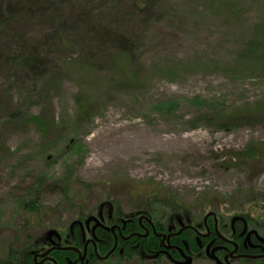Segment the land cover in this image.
<instances>
[{"label":"rangeland","instance_id":"1","mask_svg":"<svg viewBox=\"0 0 264 264\" xmlns=\"http://www.w3.org/2000/svg\"><path fill=\"white\" fill-rule=\"evenodd\" d=\"M73 1L108 5L103 18L138 49L114 73L110 54L81 46L69 57L42 21L0 39V246L32 242L105 201L128 213L181 205L196 221L214 211L264 222V163L237 159L264 143V116L221 126L237 108H264V0H165L146 16L132 0ZM39 42L41 77L7 62L6 51ZM33 199L38 212L24 208Z\"/></svg>","mask_w":264,"mask_h":264},{"label":"flooded vegetation","instance_id":"2","mask_svg":"<svg viewBox=\"0 0 264 264\" xmlns=\"http://www.w3.org/2000/svg\"><path fill=\"white\" fill-rule=\"evenodd\" d=\"M157 211L146 206L128 213L114 201L102 202L96 213L54 224L32 242L0 246V264H179L185 260L180 249L194 260L206 256L216 264V257L231 264H264L263 221L243 214L225 219L214 211L216 216L205 219L208 212L200 221L168 220V211Z\"/></svg>","mask_w":264,"mask_h":264},{"label":"trees","instance_id":"3","mask_svg":"<svg viewBox=\"0 0 264 264\" xmlns=\"http://www.w3.org/2000/svg\"><path fill=\"white\" fill-rule=\"evenodd\" d=\"M165 0H132V7L136 13L146 16L153 9L161 5ZM73 0H0V39L10 37V32H17V26L25 22H45L50 30L47 32V37L56 41L57 44L63 46L68 56L76 55L79 47L85 48L87 54L93 58L100 59L97 55H107V61H111L112 71L114 73H123L119 67L122 58L132 59L133 53L138 49L135 36L122 28L108 23L101 14H103L108 5L105 4L101 9L92 5H80L73 7ZM111 16V15H110ZM112 18L111 20H114ZM20 35L22 32L20 31ZM86 42H89L86 43ZM88 44V45H87ZM87 45L89 47H85ZM44 44L41 42L31 44L26 43L23 46H17L16 49L6 51L8 63L12 62L18 68H24L34 73L37 78L43 75L44 63ZM90 56V57H91ZM113 58V59H112ZM86 61L88 59L86 58ZM106 61V62H107ZM108 61V62H109ZM103 63V62H102ZM137 75V72H134ZM79 105V117L83 118L88 115V109L84 107L80 99H76ZM232 118L223 120L221 126L228 128L235 124H244L248 121L257 119L256 117L264 116V108H237L231 112ZM32 123L38 126L44 133H47L49 124L44 122L41 117L29 115L27 123ZM238 161H261L264 163V143H252L245 151L237 156ZM33 192L29 190L28 193ZM70 196V195H69ZM72 200V197H70ZM36 199L31 200L24 205V208L29 212H38L39 206L36 204ZM173 201V200H172ZM147 206H155L147 204ZM180 209L168 211L167 219L171 220L175 217L185 221V217L193 219L192 214L186 207L178 205ZM166 219V220H167ZM185 232L183 236H186ZM191 248L193 241L188 239Z\"/></svg>","mask_w":264,"mask_h":264},{"label":"water","instance_id":"4","mask_svg":"<svg viewBox=\"0 0 264 264\" xmlns=\"http://www.w3.org/2000/svg\"><path fill=\"white\" fill-rule=\"evenodd\" d=\"M211 215H213V216H216V214L214 213V212H210V213H208L207 215H206V218L205 219H207L209 216H211ZM237 219V218H236ZM238 219H242V220H244V218H238ZM235 221V220H234ZM166 248L167 249H169V246H166ZM181 250V252H182V254H183V256L186 258V260L185 261H182V262H178L179 264H193V258L191 257V256H189V255H186L185 254V252H184V250L183 249H180ZM228 259V258H227ZM226 259V260H227ZM216 260H217V263L218 264H231L229 261H227L226 263H224V262H222L220 259H218V258H216Z\"/></svg>","mask_w":264,"mask_h":264},{"label":"bare ground","instance_id":"5","mask_svg":"<svg viewBox=\"0 0 264 264\" xmlns=\"http://www.w3.org/2000/svg\"><path fill=\"white\" fill-rule=\"evenodd\" d=\"M175 139H179V138L176 137ZM166 140H167V141H169V140L172 141V139H169V138H166ZM184 140H187V141H189L190 143H193V141H194V140L191 139V137H186Z\"/></svg>","mask_w":264,"mask_h":264}]
</instances>
